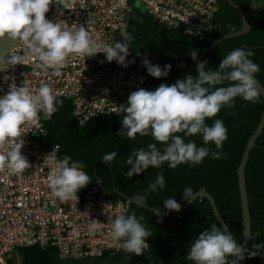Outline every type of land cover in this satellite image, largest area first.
<instances>
[{
  "label": "trees",
  "instance_id": "1",
  "mask_svg": "<svg viewBox=\"0 0 264 264\" xmlns=\"http://www.w3.org/2000/svg\"><path fill=\"white\" fill-rule=\"evenodd\" d=\"M244 11L250 23V31L237 37L226 38L219 42L203 59L204 71L218 69L222 59L237 48L251 50L249 58L259 66L260 71L255 78L264 86V4H256L255 0H232ZM219 8L213 24L200 40L193 39L184 33L181 27L167 28L153 24L149 15L132 8L128 13V33L131 34L129 49L146 48L156 59L150 62L162 69L170 65L167 76L154 78L151 76L152 90L161 84H172L187 74L197 75V68L192 54L197 55L216 37L236 31L241 26V18L235 7L227 0H218ZM232 83L228 78L214 84H205L210 91L217 87H226ZM63 104L57 103L56 111L43 122L45 133L40 136L44 145L57 144L59 156H70L73 161L84 164V170L91 178L99 177L103 187L114 199L123 198L120 193L136 199L145 196L142 202L148 206L169 212L164 207V200L175 198L181 205L185 187H191L193 194L205 189L214 197L218 211L227 224L231 235L237 243L242 239V217L238 190L237 167L240 162L246 141L258 124L263 111V99L249 102L240 97L233 101L235 107H222L221 111L205 123L212 125L215 119L223 121L228 130V138L221 149H216L212 142L205 145L202 135H187L186 131L176 133L185 142H195L197 147H209L212 151L224 153L221 159L205 157L198 165L182 163L170 168L168 162L160 167L150 166L139 175L129 177L127 171L131 167L127 158L141 148L147 150L149 144H156L160 150L164 144L155 141L151 135L137 134L134 138L118 135L122 131L124 114H100L91 117L84 124H79L72 112V101L60 97ZM117 152L116 158L109 164L102 162L106 154ZM245 184L251 218L252 238L245 251L249 264H264V249H256L254 245L264 244V127L249 152L244 167ZM158 173H162L165 186L155 192H146ZM172 212V211H171ZM143 217L141 223L151 233L147 238L148 247L141 255L125 251L106 250L100 256L82 259H63L48 246L32 245L17 249L20 264H194L186 258L191 242L205 229L216 224L212 206L207 198H197L178 216L157 214L143 206L130 202L129 215ZM255 252V255L252 253ZM228 264L233 256H227ZM10 261L8 264H12Z\"/></svg>",
  "mask_w": 264,
  "mask_h": 264
},
{
  "label": "clouds",
  "instance_id": "2",
  "mask_svg": "<svg viewBox=\"0 0 264 264\" xmlns=\"http://www.w3.org/2000/svg\"><path fill=\"white\" fill-rule=\"evenodd\" d=\"M53 0H0V37L7 34L11 40H23L29 53L13 55L7 59L8 65L24 64L29 56H35L42 69L59 70L66 63L70 54L94 56L97 53L106 54L108 62L116 60L124 64L129 55L131 34L122 33L124 42L112 45L98 43L84 26L69 28L59 22H51L45 18L49 5ZM61 5L68 7V0H60ZM195 60L197 53H193ZM251 50L237 48L228 53L215 71H204L205 62L198 65L197 75L187 74L184 78L172 84H161L154 91L143 88L132 92L127 98V107L122 119V131L118 135L134 138L137 134L151 135L152 138L164 144L162 150L156 144H149L133 152L126 163L131 167L127 175H139L144 170L160 167L168 162L170 168H176L182 163L200 164L205 157L221 159L224 153L212 151L209 147H197L195 142H185L179 132L187 135H202L203 142H212L216 149H221L228 138V130L220 119H215L211 126L205 123L206 118L215 117L222 107H235L236 97L245 101L256 102L261 96L256 87L255 74L259 66L249 57ZM0 61V64L4 63ZM148 73L154 78L167 76L171 66L152 65L147 59L143 61ZM227 75L232 81L229 86L217 87L210 91L205 84H214ZM57 101L48 84L42 83L35 94L25 85L12 86L7 94L0 97V170L7 169L8 175L22 174L31 167L28 159L22 155L23 141L21 127L25 124H35L40 111L45 119L51 118L56 111ZM6 149V151H3ZM117 156V152L106 154L102 162L109 164ZM55 161L48 178L47 185L51 193L62 202L78 199L77 193L91 180L84 170V164L73 161L70 156L56 160L54 151L48 156ZM165 179L158 173L146 192L163 189ZM185 200L193 199L191 187L183 190ZM124 198V197H123ZM145 196H137L138 202H143ZM128 199V198H126ZM130 201V200H129ZM164 207L169 211H179L181 205L175 198L164 200ZM130 210V208H129ZM157 214L159 211L157 210ZM143 217L134 213L128 216L117 215L111 221V238L121 243L123 251L141 255L148 247L147 238L151 233L141 223ZM102 223L90 220L89 231L95 232ZM256 249H264V244L254 245ZM239 248L234 237L221 230L216 224L202 231L189 245L186 258L194 264H228L227 256H236ZM256 253L253 252L252 255ZM231 264H236L232 261Z\"/></svg>",
  "mask_w": 264,
  "mask_h": 264
},
{
  "label": "built area",
  "instance_id": "3",
  "mask_svg": "<svg viewBox=\"0 0 264 264\" xmlns=\"http://www.w3.org/2000/svg\"><path fill=\"white\" fill-rule=\"evenodd\" d=\"M134 1L68 0L69 8H65L60 0H53L45 18L53 23L60 21L64 27L84 26L98 43H123L122 33H128V13L136 8ZM139 1L153 24L181 27L196 40L206 34L219 8L218 0ZM128 51L123 65L116 60L108 62L104 53L91 57L70 54L59 70L37 67L35 56H29L24 64L8 65L6 58L29 53L23 40H18L0 60L5 59L0 64V97L14 85H25L35 94L45 83L56 99H71L79 124L100 114H124L132 92L141 88L153 91L143 61L156 59L146 48ZM43 114L39 112L35 124L21 127V153L31 167L18 175L0 170V260L14 264L17 249L32 245L54 246L63 259L100 256L106 250L123 251L121 243L111 238V221L117 215H129V199L111 197L99 177L91 178L78 191V199L62 202L51 193L47 178L55 161L48 156L54 151L57 161L62 157L57 144L44 145L40 141L46 131ZM90 220L102 223L95 232L89 231Z\"/></svg>",
  "mask_w": 264,
  "mask_h": 264
},
{
  "label": "water",
  "instance_id": "4",
  "mask_svg": "<svg viewBox=\"0 0 264 264\" xmlns=\"http://www.w3.org/2000/svg\"><path fill=\"white\" fill-rule=\"evenodd\" d=\"M227 2L232 5L233 7L236 8L238 14L240 15L241 18V26L238 30L228 32L225 34H222L218 37H216L208 46L204 47L202 51L196 56L195 59V66L198 71V65L202 62V59L222 40L226 38H231V37H237L240 35H243L245 33H248L250 31V23L247 21L245 17V13L243 10H241L237 4H235L232 0H227ZM134 6L141 12L144 13L145 7L143 3L139 0L134 1ZM17 40H11L8 38L7 34L5 36L0 37V60L5 56V54L11 49V47L18 41ZM227 75H224L221 77V79H227ZM256 79V78H255ZM257 85L256 87L261 93V97L263 99V111L261 113L260 120L258 124L256 125L254 131L252 134L249 136V138L246 141L245 148L243 150L242 156L240 158V162L237 167V177H238V190H239V196H240V208H241V217H242V239L240 243H237L238 248H239V253L236 256H233V261H236V264H249L247 262L246 256H245V251L247 247L250 244L251 238H252V232H251V218H250V211H249V201H248V196L246 192V184H245V171L244 167L246 165L249 152L251 149L255 146L256 139L258 136L261 134L263 127H264V86L256 79ZM121 196L124 198H128L130 202L135 203L136 205L143 206L147 209H150L151 211H154L157 213V210L159 211L160 215L164 216H172L176 217L178 216L181 212H183L190 204L197 198H202L205 197L208 199L210 202L214 216L216 221L221 225L222 229L225 230L227 233L231 234L227 224L225 223L222 215L217 209V206L215 204L214 197L205 189V187H201L198 189L194 194H193V199L192 200H186L185 204L180 208L179 211H172V212H166L163 210H160L158 208L148 206L144 203L138 202L136 199L128 197L127 195H124L120 193ZM49 249L53 252L56 251V248L49 247ZM0 264H5L0 260Z\"/></svg>",
  "mask_w": 264,
  "mask_h": 264
},
{
  "label": "rangeland",
  "instance_id": "5",
  "mask_svg": "<svg viewBox=\"0 0 264 264\" xmlns=\"http://www.w3.org/2000/svg\"><path fill=\"white\" fill-rule=\"evenodd\" d=\"M256 4H264V0H255ZM14 264H20V259L18 256L15 257Z\"/></svg>",
  "mask_w": 264,
  "mask_h": 264
}]
</instances>
